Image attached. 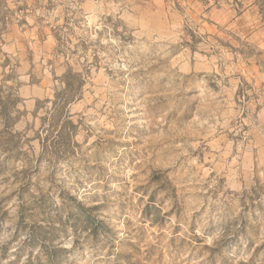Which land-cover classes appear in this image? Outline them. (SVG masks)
<instances>
[{"label":"rangeland","instance_id":"374dc122","mask_svg":"<svg viewBox=\"0 0 264 264\" xmlns=\"http://www.w3.org/2000/svg\"><path fill=\"white\" fill-rule=\"evenodd\" d=\"M31 21L86 69L74 105L21 109L4 45ZM41 243L53 264H264V0H0V264H52Z\"/></svg>","mask_w":264,"mask_h":264},{"label":"crops","instance_id":"0c3cea01","mask_svg":"<svg viewBox=\"0 0 264 264\" xmlns=\"http://www.w3.org/2000/svg\"><path fill=\"white\" fill-rule=\"evenodd\" d=\"M150 5V3H149ZM96 8L94 5L84 4L82 8ZM140 7L139 12L146 13V16L138 15L129 17V26L134 30H140L142 35H150V9ZM87 11H83L84 22L89 24V19L86 18ZM149 20V21H148ZM148 21V23H147ZM161 21V20H160ZM25 31H20V36L23 43L13 40L11 43L4 45L5 52L11 54L13 59L17 62L15 73L20 87L18 89L17 96L21 100V109H25L28 112H33L36 106L42 101H49L56 98L60 93H68L64 96L67 99L66 102H62L65 107L74 105L79 98H81L80 90H74L70 92L68 88L69 77L81 79L85 73L83 65L77 67L69 59V56L61 50L60 42L56 37L50 34L49 31L44 30L37 23L31 21L27 23ZM100 28V23L98 24ZM80 36V35H79ZM98 41H100L99 33L96 34ZM82 39H77L76 42H80ZM83 52V51H82ZM86 53L89 54V51ZM90 66L87 67L89 69ZM213 71V68H210ZM76 75V77H74ZM258 74V69L246 68L239 71H226L224 77L227 80L226 86L236 90L243 83L252 82L254 77ZM81 85V82H80ZM53 93V95H50ZM58 103V102H57ZM55 104V106L57 105Z\"/></svg>","mask_w":264,"mask_h":264},{"label":"trees","instance_id":"16d2710c","mask_svg":"<svg viewBox=\"0 0 264 264\" xmlns=\"http://www.w3.org/2000/svg\"><path fill=\"white\" fill-rule=\"evenodd\" d=\"M74 77H76V75H74ZM71 84L69 85L68 84V88H70L69 90L71 91L72 89H71ZM68 93H60L56 98H58V101H63V99H64V96L65 95H67ZM67 97H68V95H67ZM57 100V99H56ZM67 101V99H65L63 102H66ZM54 106H55V103H54ZM23 217H22V215L20 214L19 215V218H18V220H17V222H16V225H15V232L16 233H20V231L23 229V227L22 226H24L23 225ZM90 225H91V232H92V236H96V232H95V228H96V226H97V222H94L93 220H91L90 222ZM29 237H32V238H34V240L37 238V233H33V232H31L30 234H29ZM40 248H42L43 250H44V252H45V254H46V258H47V261L48 262H50V263H52L53 264V260H54V258H55V250H54V248L53 247H51L50 249L49 248H47V250H45L46 248L44 247V244L43 243H41V247Z\"/></svg>","mask_w":264,"mask_h":264}]
</instances>
